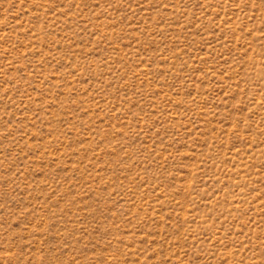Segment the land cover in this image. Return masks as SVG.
<instances>
[{"label": "rangeland", "instance_id": "374dc122", "mask_svg": "<svg viewBox=\"0 0 264 264\" xmlns=\"http://www.w3.org/2000/svg\"><path fill=\"white\" fill-rule=\"evenodd\" d=\"M0 264H264V0H0Z\"/></svg>", "mask_w": 264, "mask_h": 264}]
</instances>
